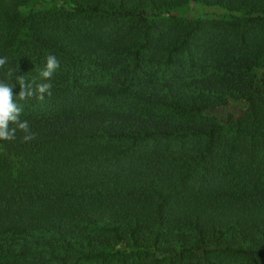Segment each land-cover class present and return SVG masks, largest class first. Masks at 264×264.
Listing matches in <instances>:
<instances>
[{"label":"trees","instance_id":"1","mask_svg":"<svg viewBox=\"0 0 264 264\" xmlns=\"http://www.w3.org/2000/svg\"><path fill=\"white\" fill-rule=\"evenodd\" d=\"M0 56L51 85L0 140V264H264V0H0Z\"/></svg>","mask_w":264,"mask_h":264},{"label":"clouds","instance_id":"2","mask_svg":"<svg viewBox=\"0 0 264 264\" xmlns=\"http://www.w3.org/2000/svg\"><path fill=\"white\" fill-rule=\"evenodd\" d=\"M6 59V57L0 56V66L6 63ZM58 67L59 61L56 56L47 55L44 58L39 77L47 81ZM16 84L19 86V91L13 95L12 88L14 85L10 86L0 81V140H12L15 138L16 131L20 130L25 133L22 139L28 141L33 138V134L28 129V122L20 118L23 107L17 102V99L24 100L25 97H32L35 93L36 98L42 100L43 95L48 93L51 85L48 82L37 83L33 89V81L25 83L23 77L17 78ZM10 125H14V127H10Z\"/></svg>","mask_w":264,"mask_h":264},{"label":"rangeland","instance_id":"3","mask_svg":"<svg viewBox=\"0 0 264 264\" xmlns=\"http://www.w3.org/2000/svg\"><path fill=\"white\" fill-rule=\"evenodd\" d=\"M217 13H219V10L213 9V8H206L203 7L201 5H199L198 3H193L190 2L188 4H186L183 8L182 11L178 13V15H180L181 17H186L188 19L197 17V16H202L204 14H210V15H216ZM108 77V72H99L96 73L95 77H94V82H101V80H106ZM213 259H223L222 254H220L219 252L216 253H212L211 258L209 259L211 261V263L213 262ZM205 259H201L200 261H190L191 264H203ZM208 260V261H209ZM131 259H129L128 261H126L127 263L130 262ZM82 264H117L116 260H107V261H85Z\"/></svg>","mask_w":264,"mask_h":264}]
</instances>
